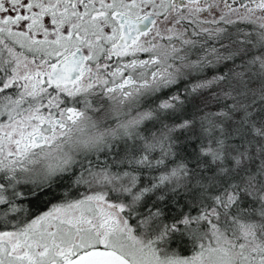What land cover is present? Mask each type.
I'll return each mask as SVG.
<instances>
[{"label":"snow or ice","instance_id":"6c2138e0","mask_svg":"<svg viewBox=\"0 0 264 264\" xmlns=\"http://www.w3.org/2000/svg\"><path fill=\"white\" fill-rule=\"evenodd\" d=\"M0 264H264V0H0Z\"/></svg>","mask_w":264,"mask_h":264}]
</instances>
